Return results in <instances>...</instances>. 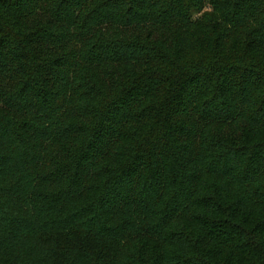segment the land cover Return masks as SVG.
Returning <instances> with one entry per match:
<instances>
[{
    "label": "trees",
    "instance_id": "trees-1",
    "mask_svg": "<svg viewBox=\"0 0 264 264\" xmlns=\"http://www.w3.org/2000/svg\"><path fill=\"white\" fill-rule=\"evenodd\" d=\"M0 264H264V0H0Z\"/></svg>",
    "mask_w": 264,
    "mask_h": 264
}]
</instances>
